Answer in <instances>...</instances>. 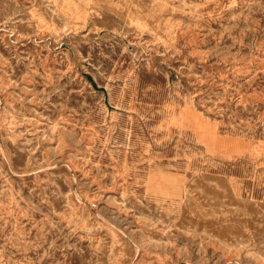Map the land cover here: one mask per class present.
<instances>
[{
  "label": "rangeland",
  "instance_id": "rangeland-1",
  "mask_svg": "<svg viewBox=\"0 0 264 264\" xmlns=\"http://www.w3.org/2000/svg\"><path fill=\"white\" fill-rule=\"evenodd\" d=\"M0 264H264V0H0Z\"/></svg>",
  "mask_w": 264,
  "mask_h": 264
}]
</instances>
